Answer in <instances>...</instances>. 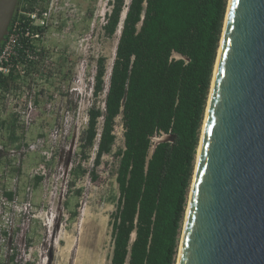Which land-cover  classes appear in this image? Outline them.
Segmentation results:
<instances>
[{
  "label": "trees",
  "instance_id": "1",
  "mask_svg": "<svg viewBox=\"0 0 264 264\" xmlns=\"http://www.w3.org/2000/svg\"><path fill=\"white\" fill-rule=\"evenodd\" d=\"M38 1L19 0L10 32L16 21L21 29L26 27L19 12ZM109 3L103 32L110 38L119 29L120 35L104 108L95 103L89 108L79 154L86 161L94 150L92 171L104 156L117 158L110 264H176L228 0ZM20 43L17 60L24 59L29 48L25 39ZM37 62H30L27 75L40 73L34 70ZM105 75L101 58L94 77L95 98L105 91ZM17 80L1 78L0 89L8 90ZM118 117L123 147L113 152ZM14 129L12 125V141ZM162 134L170 139L153 144V138ZM6 196L11 199L13 194Z\"/></svg>",
  "mask_w": 264,
  "mask_h": 264
},
{
  "label": "rangeland",
  "instance_id": "2",
  "mask_svg": "<svg viewBox=\"0 0 264 264\" xmlns=\"http://www.w3.org/2000/svg\"><path fill=\"white\" fill-rule=\"evenodd\" d=\"M110 1L39 0L36 7L51 15L39 41L34 70L40 73H26L15 86L0 89V193L15 201L2 208L11 222L0 217V264H110L117 158L104 156L92 171L94 150L86 161L79 154L89 108L94 103L104 108L120 35L118 29L108 38L102 29ZM101 58L105 91L95 98ZM114 133L113 152L123 147L120 117ZM169 139L162 134L152 141Z\"/></svg>",
  "mask_w": 264,
  "mask_h": 264
},
{
  "label": "water",
  "instance_id": "3",
  "mask_svg": "<svg viewBox=\"0 0 264 264\" xmlns=\"http://www.w3.org/2000/svg\"><path fill=\"white\" fill-rule=\"evenodd\" d=\"M176 264H264V0H228Z\"/></svg>",
  "mask_w": 264,
  "mask_h": 264
},
{
  "label": "built area",
  "instance_id": "4",
  "mask_svg": "<svg viewBox=\"0 0 264 264\" xmlns=\"http://www.w3.org/2000/svg\"><path fill=\"white\" fill-rule=\"evenodd\" d=\"M19 14L24 18L26 27L21 29L20 22L16 21L11 28V32H8L5 40L1 43L0 79L9 76L21 78L26 74V69L30 62L37 61L36 53L40 52L39 41L42 39L43 34L47 30L51 17L50 9L42 10L36 6L22 10ZM21 38L28 42L29 48L24 51L26 54L25 58L17 60L18 49L21 48ZM31 110L32 107L29 106L27 108L28 120L29 112ZM27 119L25 120L26 123H28ZM10 203L15 204V201H8V199L0 193V217L6 224L11 222V218L8 216L6 211L2 210V208H6Z\"/></svg>",
  "mask_w": 264,
  "mask_h": 264
}]
</instances>
